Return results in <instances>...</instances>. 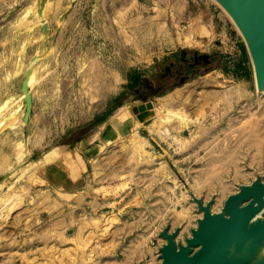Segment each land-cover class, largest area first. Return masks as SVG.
Listing matches in <instances>:
<instances>
[{
  "label": "rangeland",
  "instance_id": "1",
  "mask_svg": "<svg viewBox=\"0 0 264 264\" xmlns=\"http://www.w3.org/2000/svg\"><path fill=\"white\" fill-rule=\"evenodd\" d=\"M182 51L211 63L163 80ZM83 133L86 188L45 194L39 159ZM257 176L264 92L216 0H0V264H156L161 229L184 242L202 216L192 193L216 212Z\"/></svg>",
  "mask_w": 264,
  "mask_h": 264
},
{
  "label": "water",
  "instance_id": "2",
  "mask_svg": "<svg viewBox=\"0 0 264 264\" xmlns=\"http://www.w3.org/2000/svg\"><path fill=\"white\" fill-rule=\"evenodd\" d=\"M216 1L241 33L253 65L256 88L264 92V0ZM37 12L42 14L41 9ZM184 53L182 51L181 55ZM28 72L26 69L21 83L25 126L29 124L32 111ZM132 112L143 122L153 114V104L148 101L133 106ZM190 196L202 216L196 220V227L190 229L184 243L176 241L177 230L161 229L158 235L165 242L158 248L156 264H264V252L261 251L264 245V182L260 176L250 184L239 186L216 212L211 211V200L203 203L193 193Z\"/></svg>",
  "mask_w": 264,
  "mask_h": 264
},
{
  "label": "crops",
  "instance_id": "3",
  "mask_svg": "<svg viewBox=\"0 0 264 264\" xmlns=\"http://www.w3.org/2000/svg\"><path fill=\"white\" fill-rule=\"evenodd\" d=\"M95 116H99V114ZM104 123H106V119L96 126ZM90 137L85 135L77 141L69 139L61 146L47 151L51 155L50 159L47 160L45 155L41 160L39 159V162L42 161V163L39 165L36 175L39 183L46 187L43 190L45 194L48 193L50 196L52 191L61 197L69 198L84 191L83 189L88 184L87 175L90 160H92L93 147L89 145L95 140L93 137L91 141H87Z\"/></svg>",
  "mask_w": 264,
  "mask_h": 264
},
{
  "label": "flooded vegetation",
  "instance_id": "4",
  "mask_svg": "<svg viewBox=\"0 0 264 264\" xmlns=\"http://www.w3.org/2000/svg\"><path fill=\"white\" fill-rule=\"evenodd\" d=\"M211 63V59L204 57L203 55L197 53L185 52L183 55L178 57L177 62H170L168 66L165 67V73L162 76L163 80L172 78V76L180 81H185L192 74H194L199 68H206ZM159 89L162 86L158 87ZM139 89L135 93H138Z\"/></svg>",
  "mask_w": 264,
  "mask_h": 264
},
{
  "label": "trees",
  "instance_id": "5",
  "mask_svg": "<svg viewBox=\"0 0 264 264\" xmlns=\"http://www.w3.org/2000/svg\"><path fill=\"white\" fill-rule=\"evenodd\" d=\"M131 78H132V81H131V83H130V86L134 89L135 85L137 86V85L139 84V82H138V79H137L135 76H134V77H131ZM116 98H118V97H116ZM116 98H115V99H116ZM118 107H120V105H119ZM118 107H117V108H118ZM112 113H113L112 111H111V112L106 111V113H104V114H101V115H99V116H95V117L92 119V121H91L88 125L85 126V128L88 129V130H90L91 128H93V127L96 126L97 124H100L101 122H103V121H104L108 116H110ZM88 130H87V131H88ZM84 135H85L84 133L81 134V135H78L77 137L72 138V140H73V141H77V140H79L80 138H82Z\"/></svg>",
  "mask_w": 264,
  "mask_h": 264
},
{
  "label": "bare ground",
  "instance_id": "6",
  "mask_svg": "<svg viewBox=\"0 0 264 264\" xmlns=\"http://www.w3.org/2000/svg\"><path fill=\"white\" fill-rule=\"evenodd\" d=\"M238 29V28H237ZM241 34V33H240ZM244 40V39H243ZM245 42V41H244ZM245 46H246V44H245ZM254 71V70H253ZM254 77H255V75H254ZM255 86H256V81H255ZM256 90H257V88H256ZM258 91V90H257ZM259 92V91H258ZM250 184V183H249ZM176 238H177V236H176ZM175 238V239H176ZM177 241V240H176ZM184 243V242H183ZM261 251L262 252H264V245L262 246V248H261Z\"/></svg>",
  "mask_w": 264,
  "mask_h": 264
}]
</instances>
